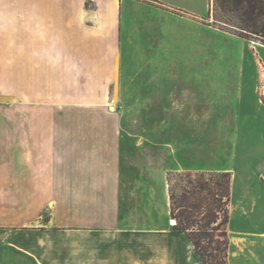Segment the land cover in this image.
Here are the masks:
<instances>
[{
	"label": "rangeland",
	"instance_id": "1",
	"mask_svg": "<svg viewBox=\"0 0 264 264\" xmlns=\"http://www.w3.org/2000/svg\"><path fill=\"white\" fill-rule=\"evenodd\" d=\"M20 1H8L11 21L0 34V51L9 52L0 57V210L6 204L12 264H83L84 235L68 226L73 180L163 179L178 197L200 182L215 189L227 181L221 172L183 165L181 105L187 98V114L205 100L232 114L246 109L255 101L252 42L264 46L261 39L243 36L214 0L194 11L129 0V17L124 11L107 43L85 25L94 9L88 1L54 0L60 16L42 20L31 11L38 1L28 0L25 38ZM188 135L196 141L194 120ZM200 142L213 154L231 149ZM225 231L229 239L225 226L216 236Z\"/></svg>",
	"mask_w": 264,
	"mask_h": 264
},
{
	"label": "crops",
	"instance_id": "2",
	"mask_svg": "<svg viewBox=\"0 0 264 264\" xmlns=\"http://www.w3.org/2000/svg\"><path fill=\"white\" fill-rule=\"evenodd\" d=\"M8 1L0 0V34H6V27L11 21L12 9ZM37 1L31 11L42 20H55L60 16L59 6L54 0ZM85 1L94 6V9L85 12L89 33L93 37H103L99 38L102 42H111L121 20L129 17L131 3L129 0ZM147 1L159 5L162 11H194L200 5H205L208 10L211 4V0ZM136 3L147 5L139 1ZM80 4L74 6L81 19ZM124 11L127 12L126 19ZM28 15V0H21L19 19L21 26L24 24L21 33L25 38L28 36ZM24 42L27 43V39ZM252 45L255 52L250 55L254 69L250 72L252 84H248V88L255 96L253 103L246 109L237 106L238 111L232 114L230 110L219 107L218 102L205 100L199 102V106L196 104L199 107L197 111L187 114L189 111L185 110L190 105L186 98L180 111L183 165L190 170L231 175L227 225L229 264H264V122L260 119V113H263L261 118L264 120V46L255 42ZM7 53L0 51V57H5ZM23 53V57H27V50ZM257 72L260 75L258 84ZM193 120L197 128L196 141L188 135ZM200 140L209 142L214 148L224 142L231 149L220 152L218 148L216 154L209 153ZM240 146L244 157L236 163L235 156ZM8 180L5 175L4 186ZM71 182L68 226L74 236L78 232L84 235L83 264H203L193 243L185 234L175 231L176 223L171 224L173 218L167 180L87 178ZM7 197L4 192L3 203H6ZM2 198L0 194V203ZM3 209V213L0 210V219H4V225H0V264H12L6 204ZM234 221H238V225Z\"/></svg>",
	"mask_w": 264,
	"mask_h": 264
},
{
	"label": "trees",
	"instance_id": "3",
	"mask_svg": "<svg viewBox=\"0 0 264 264\" xmlns=\"http://www.w3.org/2000/svg\"><path fill=\"white\" fill-rule=\"evenodd\" d=\"M214 1L221 12L232 15V21L242 30L243 36L253 34L264 44V0ZM221 175L227 181L220 182L215 189H207V183L200 182L195 190H184L180 197L170 190L171 216L177 221L174 229L193 243L203 264H229L227 232L216 236L220 227L227 228L229 222L231 175ZM207 191L206 197L202 198L201 194Z\"/></svg>",
	"mask_w": 264,
	"mask_h": 264
},
{
	"label": "bare ground",
	"instance_id": "4",
	"mask_svg": "<svg viewBox=\"0 0 264 264\" xmlns=\"http://www.w3.org/2000/svg\"><path fill=\"white\" fill-rule=\"evenodd\" d=\"M176 223L175 220H171V224L174 225Z\"/></svg>",
	"mask_w": 264,
	"mask_h": 264
}]
</instances>
